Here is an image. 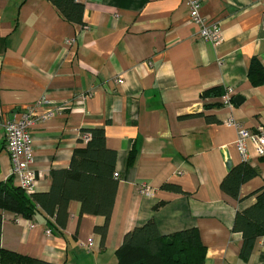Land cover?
<instances>
[{"label": "crops", "instance_id": "0c3cea01", "mask_svg": "<svg viewBox=\"0 0 264 264\" xmlns=\"http://www.w3.org/2000/svg\"><path fill=\"white\" fill-rule=\"evenodd\" d=\"M75 1L82 23L50 0H0V183L17 185L6 125L29 109L38 193L87 146L82 135L102 129L119 173L107 233L96 231L105 216L71 200L65 227L42 208L31 219L2 211L0 247L53 264H120L125 235L154 220L161 235L197 228L205 264H264V236L245 262L234 230L236 213L264 189V157L250 147L243 160L227 124H264V83L249 76L254 59L264 67V0H200L221 29L217 45L199 37L190 0ZM214 88L222 95L203 97ZM242 163L255 173L234 197L221 184Z\"/></svg>", "mask_w": 264, "mask_h": 264}, {"label": "trees", "instance_id": "16d2710c", "mask_svg": "<svg viewBox=\"0 0 264 264\" xmlns=\"http://www.w3.org/2000/svg\"><path fill=\"white\" fill-rule=\"evenodd\" d=\"M69 20L82 23L83 6L75 0H50ZM249 76L255 85L264 83V67L254 59ZM218 88L206 91L203 97L221 96ZM92 137L85 148H76L71 165L66 170H53L52 188L45 193L28 194L14 183V177L0 183V239L2 211H9L31 219L39 208L53 216L65 227L71 200L82 203V212L106 217V224L96 227L103 239L106 236L117 192L118 179L114 177L116 152L106 147L105 132L92 129ZM132 152L129 163L134 161ZM254 170L242 163L233 168L223 180L224 191L237 197L240 186L253 176ZM165 184L164 188H174ZM257 202L236 213L234 230L243 235L240 258L247 262L256 240L264 236V189L257 191ZM120 264H205L206 245L197 228L161 235L154 220L128 232L117 250ZM0 264H53L28 255L0 247Z\"/></svg>", "mask_w": 264, "mask_h": 264}, {"label": "built area", "instance_id": "2783aa9c", "mask_svg": "<svg viewBox=\"0 0 264 264\" xmlns=\"http://www.w3.org/2000/svg\"><path fill=\"white\" fill-rule=\"evenodd\" d=\"M188 4L190 21L199 27V37L215 45L219 44L222 40L221 29L217 23H210L201 15V1L190 0ZM119 82L122 83V79H119ZM226 102L230 103L229 94L226 96ZM34 122L33 111L29 109L19 121H11L6 125V150L13 163V175L17 179V185L22 187L28 194L36 192L39 179L42 177V174H38L31 169V164L34 161V140L29 129ZM227 124L237 128L236 147L243 160L249 158L248 151L250 147L256 156L264 157V124L258 126L255 131L245 128L240 122L233 119L228 120ZM82 138L89 141L90 134H83ZM118 176L119 173L115 172V177ZM142 191L149 193L150 189L145 187ZM88 245H92V239H90Z\"/></svg>", "mask_w": 264, "mask_h": 264}, {"label": "water", "instance_id": "95a60500", "mask_svg": "<svg viewBox=\"0 0 264 264\" xmlns=\"http://www.w3.org/2000/svg\"><path fill=\"white\" fill-rule=\"evenodd\" d=\"M242 99H243L242 96L238 95V96H236V97L234 98V102L239 103ZM227 167H228L229 170L231 169V167H232V162H231V160H229V161L227 162Z\"/></svg>", "mask_w": 264, "mask_h": 264}]
</instances>
